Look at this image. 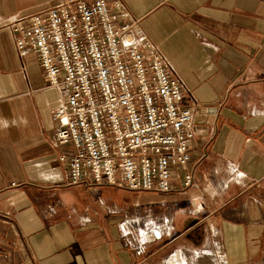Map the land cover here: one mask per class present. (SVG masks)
Wrapping results in <instances>:
<instances>
[{"label": "crops", "instance_id": "obj_1", "mask_svg": "<svg viewBox=\"0 0 264 264\" xmlns=\"http://www.w3.org/2000/svg\"><path fill=\"white\" fill-rule=\"evenodd\" d=\"M120 1L184 85L192 183L65 184L58 92L8 25L56 0H0V264H264V0ZM147 219L137 252L121 226Z\"/></svg>", "mask_w": 264, "mask_h": 264}, {"label": "built area", "instance_id": "obj_2", "mask_svg": "<svg viewBox=\"0 0 264 264\" xmlns=\"http://www.w3.org/2000/svg\"><path fill=\"white\" fill-rule=\"evenodd\" d=\"M112 3L56 0L8 24L17 53H35L47 85L58 92L50 143L71 145L58 154L64 183L185 189L196 130L184 85L139 20L120 0ZM153 221L151 237L140 234L139 221L121 226L137 252L161 236L163 220Z\"/></svg>", "mask_w": 264, "mask_h": 264}, {"label": "bare ground", "instance_id": "obj_3", "mask_svg": "<svg viewBox=\"0 0 264 264\" xmlns=\"http://www.w3.org/2000/svg\"><path fill=\"white\" fill-rule=\"evenodd\" d=\"M150 220H152V219H147V220H145L143 223L142 222H140V224H142L144 227H146L147 225H146V222H148V221H150ZM153 221V220H152ZM154 222V221H153ZM156 223V222H155ZM162 224H164V222L162 223ZM138 228H139V226H138ZM140 234H141V232H140ZM143 236V235H142Z\"/></svg>", "mask_w": 264, "mask_h": 264}, {"label": "rangeland", "instance_id": "obj_4", "mask_svg": "<svg viewBox=\"0 0 264 264\" xmlns=\"http://www.w3.org/2000/svg\"><path fill=\"white\" fill-rule=\"evenodd\" d=\"M54 107V106H53ZM151 237V236H150Z\"/></svg>", "mask_w": 264, "mask_h": 264}]
</instances>
